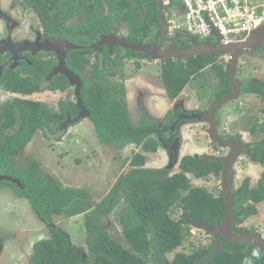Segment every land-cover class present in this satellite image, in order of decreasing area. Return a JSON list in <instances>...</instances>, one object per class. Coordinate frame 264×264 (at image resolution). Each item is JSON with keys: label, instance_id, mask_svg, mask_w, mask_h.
<instances>
[{"label": "flooded vegetation", "instance_id": "1", "mask_svg": "<svg viewBox=\"0 0 264 264\" xmlns=\"http://www.w3.org/2000/svg\"><path fill=\"white\" fill-rule=\"evenodd\" d=\"M152 1L0 0V171L19 179L21 183L0 182V190L11 189L15 194L25 196L33 213L43 222L44 229L47 228V234L40 240L35 242L29 240L31 243L21 244V249L18 250L10 249L9 245H5L8 240H11L10 238L5 240L0 237V264H41L39 259L42 244L50 245L55 251L57 259L54 264H204L226 247L227 238L223 234L219 237L215 232L208 231V228L194 226L185 219L186 209L191 219L197 220V218L191 217L190 210L183 203L182 198L170 200L167 194L155 205L156 210H164L163 231L168 228V219H172L177 226L188 233L187 238L172 250L167 249L168 238L156 237L150 232L139 238V242L138 238L132 240L126 236L122 215L127 210L128 204L123 197L113 206L112 213L102 217L99 215L100 218L97 217L96 222L87 220L94 208L72 216L57 213L47 216L44 214L48 217L46 219L31 198L22 193L27 190V187L22 183L20 176L6 170L9 164L7 161L4 162L3 148L8 149L12 146L14 150L11 152V157L15 161L13 164L17 162L19 167L25 168L27 162L20 161L16 155L20 151L24 154L29 142L39 132L43 133L46 139L51 136L62 142L71 127L82 122V119L92 116L84 97L86 95L89 97V92L95 90L97 85L101 89V86L114 87L117 83L123 85L129 115L136 105L144 112L137 126L128 124V127L148 125V137L157 142V150L146 151L140 146L143 150L140 154L145 156L144 153L156 154L159 151L163 154V160L153 164H150V161L147 162V156H145L144 165L136 167L159 171L161 176L167 177L183 174L194 187H197L198 181L218 179L217 193H210L217 199L223 197L225 204L223 172L228 165L229 170L225 181L234 194L232 203L234 221L231 223V229L237 233L244 231L255 233L264 238V225L254 223L255 220H253L259 212L257 205L264 200L255 202L248 194V191L258 185L262 174L256 184L252 183L253 179L250 177L240 180L242 171L240 166L243 160L260 163L256 150L258 144L264 142V95L255 89L263 88L264 85V75H261L259 70V66H264V42L256 50L251 48L246 50L245 54L250 53L251 56L243 58L241 56L239 59L235 79L242 85L237 98L213 110L221 98L232 92L230 74L233 70L230 64L232 59L227 60L224 55L215 53V60L203 69L200 76L195 74L191 79L192 82L198 79L200 94L204 95V98L214 97V101L206 109L198 110L197 102H193L189 98V91H185L186 86L171 98L163 80L164 69L169 67V59L176 62L186 58L154 59L143 51L123 46L119 42L121 38H125L137 44L158 45L165 27L164 48L191 47L188 37L179 36L180 33L186 32L172 27L174 20L182 18L184 9L182 2L155 0L157 9L155 16L159 21L155 24ZM160 1L163 7L162 12L159 11ZM205 41L213 43L216 39L212 36V39L200 40V42ZM147 59L158 63L161 60L163 64L161 80H163L164 88L161 97L166 99V105L162 113L154 111V97L144 95L143 87L136 86V91L132 95L127 92V87L132 83L135 84V79L130 81L129 77L125 76L133 72L132 77H135L143 72L141 62ZM116 68L118 71H114ZM68 73L75 79H72ZM105 75L107 81L112 80V82L105 83ZM116 75L119 76L116 78ZM76 77L81 84L77 83ZM127 81L131 84L128 85ZM191 81L189 84L192 83ZM154 85L156 86L153 83V87ZM80 101L86 105L91 114L73 121L72 119L78 117L81 111ZM34 102L47 105L55 116L53 121H50V125H43L36 129L31 139L25 142V132L21 128L20 117L22 112L27 113ZM254 104L259 106L257 113L253 110ZM9 106L13 108V115L16 117L12 124H9L12 120ZM207 117L209 121L206 120ZM212 130L216 131L215 137L218 140L213 138ZM224 144L228 145L224 146ZM234 155H236L235 159L232 162L229 161ZM34 159L28 158V163L33 160L43 170L39 160ZM185 161L192 163V170L183 168ZM197 161L205 165L206 170L209 169V163L213 162L212 170L205 176L198 175ZM126 173L122 172L113 187L104 193L101 199L96 200L91 199L90 193L85 188L63 185L61 179L51 175L50 177L57 178L63 189L75 190L80 192L79 195L87 194L96 206L103 200L109 199L111 194L115 195L114 187L119 178ZM187 192L189 191L180 190V197L186 196ZM120 203L123 204V209L118 211L117 207ZM240 203L244 205V213L237 215ZM251 204L257 209L255 213L251 211ZM176 210L182 211L177 219L171 215ZM114 213L120 214L121 227L117 225V222L110 220ZM159 216L157 215V218ZM69 218H83L85 225L83 230L79 228L80 235L72 237L69 227L64 225V221ZM224 218L225 213L221 222L217 224H211L207 220L197 221H205L211 228L217 229L222 225ZM102 224L104 228L99 233ZM97 226H99L98 229ZM192 227L203 232L202 237L204 241H208V244H203L202 238L198 242H190L191 250L188 252L181 247L189 239ZM219 238L221 239L219 251L209 260L203 261L218 244ZM160 240L164 241L163 245ZM136 242L139 244L137 247L134 246ZM204 249L208 250L201 256L200 251Z\"/></svg>", "mask_w": 264, "mask_h": 264}, {"label": "trees", "instance_id": "2", "mask_svg": "<svg viewBox=\"0 0 264 264\" xmlns=\"http://www.w3.org/2000/svg\"><path fill=\"white\" fill-rule=\"evenodd\" d=\"M152 6L153 22L157 24L159 21L155 16L157 11L155 0L152 1ZM215 58V54L207 53L192 56L183 61L173 62V59H169V67L164 69L163 78L168 95L171 98L175 97L191 81L195 74L200 76L203 69L211 64ZM255 89L264 95V85L263 88L256 87ZM84 99L92 112V119L96 125L97 134L104 144L112 145L114 141L118 140L121 142L120 147L126 144H134L142 146L146 151L157 150L156 140L148 137V125L134 128L128 127V104L122 84L117 83L114 87L105 86V88L101 86V89L97 85L95 90L89 92V97L86 95ZM9 114L12 118L9 124H12L16 117L13 115L11 106H9ZM54 116L55 113L41 102H34L33 106L27 110V113L22 112L20 124L25 132V142L31 139L36 129L41 128L43 125H50V121H53ZM257 147L258 161L264 164V142H260ZM3 150L4 162L7 161L11 165L15 161L11 157V153L6 154V151L12 152L14 148L9 146L8 149L3 148ZM130 163L132 169L122 175L117 181L116 187H114L115 195L111 194L109 199L103 200L96 206L87 194L79 195L80 192L78 193L75 190L63 189L57 178H51L50 175L45 174L38 163L33 160L29 161V163L27 162L25 168L19 167L16 162L14 167H17L18 170L15 169L14 172L15 175L20 176L22 183L27 187L28 191L25 190L22 193L31 198L42 216L52 213L72 216L94 208L88 215L87 220L96 222L99 215L102 217L112 213L113 206L123 197L128 204L127 210L122 215L126 236L132 240L138 238V242L140 241L139 238L147 235V232L154 234L156 237H166L169 241L168 250L180 245L187 238L188 233L177 226L172 219H168V228L163 231L162 216L164 210H156L155 205L165 194L168 195L170 200L182 198L183 203L190 210L191 217L197 218V220H207L211 224L221 222L224 215L223 197L214 198L207 188L192 186L190 180L183 174L167 177L161 176L159 171L137 168L136 166H142L145 163L143 154H134ZM212 163H209V169L206 170L205 165L197 161V174L205 176L212 170ZM192 167V163L187 161L183 164L184 169L192 170ZM6 183L11 184L10 182ZM182 189L189 191L184 197H180V190ZM115 190L117 191L115 192ZM248 194L255 202L264 200V173L258 185L248 191ZM250 208L254 213L257 211L255 205L251 204ZM237 210V215L244 213L243 203H240ZM157 215H160L159 218H157ZM46 216L45 218L48 219ZM98 228L99 226H97ZM100 228L99 233L104 228L103 224ZM57 236L60 237V235ZM138 242L134 243L135 247L139 246ZM160 243L163 245L164 241L160 240ZM114 244L113 241L112 245L114 246ZM225 244V248L221 249L210 261L204 264H242L244 262L248 264H264V250L255 248L252 245L238 244L228 240ZM40 249H42L39 259L40 263L54 264L57 258L51 246L42 244ZM207 250H201V256Z\"/></svg>", "mask_w": 264, "mask_h": 264}, {"label": "rangeland", "instance_id": "3", "mask_svg": "<svg viewBox=\"0 0 264 264\" xmlns=\"http://www.w3.org/2000/svg\"><path fill=\"white\" fill-rule=\"evenodd\" d=\"M199 39H212V37L201 36ZM227 55L228 53L224 56L226 57ZM249 55L251 56L250 53H243L242 58ZM161 63V60L159 63L151 59L144 60L141 62L143 72L138 73L135 77H132L133 72L125 76L129 77L130 81L135 79V84L127 81L128 85L131 84L127 87L129 95L136 91V86L143 87L145 89L144 95L154 97L153 103L156 113H162L166 105V99L161 97V92L164 88L163 80H161V72L163 70V64ZM116 67L118 68V66ZM117 68L114 71H118ZM259 70H261V75H264V66H259ZM118 76L116 75L115 77L117 78ZM104 80L107 84L109 83L108 81L112 82V80L107 81L106 75ZM153 83L156 86L154 85L153 87ZM185 91H189V98L193 102H197L196 107H199L198 110L206 109L214 101V97L211 99L204 98V95L200 94L198 79L193 80L191 84L187 83ZM198 99L201 100L199 101ZM131 101L133 102L134 100ZM146 104L148 106L147 101ZM258 107L257 104L253 105V110L256 113L258 112ZM142 116H144L142 108L140 109L136 105L132 109L131 115H129V126L130 124L137 126ZM90 117L82 119V122L71 127L62 142L53 139L51 136L46 139L44 134L39 132L27 145L26 153L24 152L23 154L20 151L16 155L17 158L22 162H28V158L33 157L35 158L34 160H39L45 174L61 179L63 185L85 188L90 193L91 199H101V196L113 187L119 175L131 169L130 157L133 156V153H143V150L140 146L136 147L131 144L120 147L121 142L118 140L114 141L112 145L106 146L100 140L95 129L96 125ZM197 145H201V143H197ZM9 153L11 152H6V154ZM144 154L150 164L163 160V154L160 151L156 154ZM240 167L242 168L240 180L250 177L253 179V184H256V181L264 172V164L258 162L250 163L248 160H243ZM15 169L18 170L13 163L6 167V170L11 174L15 173ZM218 184V179L197 182V186H204L210 192L215 193L219 189L217 187ZM30 207V203L25 196H19L11 189L0 190V237L5 240L11 239L5 243L6 246L9 245L10 249H21V244L30 242L29 240L32 242L38 241L43 235L47 234V228L44 229L43 222L37 218ZM122 207L123 204L120 203L117 210L121 211ZM257 207L259 212L254 216L256 217L253 219L255 220L254 223L264 225V201L259 203ZM180 212L182 211L176 210L171 215L177 219ZM119 216L120 214L114 213L110 220L117 222V225L121 227ZM55 217L59 218L58 216ZM64 225L69 227L72 237H76L80 235L78 234L79 228L83 230L85 224L83 218H69L64 221ZM202 236V231L192 227L191 235L181 249L190 252L189 243L198 242L201 238L203 244H208V241H204Z\"/></svg>", "mask_w": 264, "mask_h": 264}, {"label": "water", "instance_id": "4", "mask_svg": "<svg viewBox=\"0 0 264 264\" xmlns=\"http://www.w3.org/2000/svg\"><path fill=\"white\" fill-rule=\"evenodd\" d=\"M162 3L160 1V6H159V11L162 12ZM165 27L163 29V34L160 38V43L158 45H142V44H137L134 42H131L128 39L121 38L119 42L123 46H128L132 49L135 50H140L148 55H151L154 59H163V58H178V59H183V58H189L192 56H197L199 54H205V53H210V54H219V55H225V54H231L233 56L230 64L233 67V70L231 71L230 74V81L232 84V92L223 98H221L216 104L213 110L219 108L222 104L228 102L231 99L237 98L240 92V88L242 83L239 81L237 82L235 79V70L236 67L238 66L239 59L243 55V53H246V50L251 48L253 50H256L257 47L262 46L264 42V25L259 27V29L254 30L250 36H248L245 40L232 43V44H224L222 42V36L218 32L213 33V37L216 39V42H200V37L198 36H189L191 34L188 33H180L179 36L181 37H188L191 47L190 48H176V47H163V42H164V34H165ZM63 71V69H62ZM66 72V71H65ZM69 76L72 79H75L73 75L68 73ZM77 83L81 84V81L76 77ZM81 100V98H80ZM80 107L81 111L79 112L78 117L72 119L73 121L79 120L81 117H84L86 115L91 114L89 112L90 110L80 101ZM206 120L209 121V117L206 118ZM212 135L214 136L213 138L215 140H218L217 133L216 131L212 130ZM228 144H224V146H227ZM236 155H234L229 161H233L235 159ZM229 170V166L226 165L224 172H223V189H224V197H225V204H224V213H225V218L222 222V225L215 229L211 228L210 225L205 222V221H197L193 220L189 217L187 209H186V215L185 219L192 223L194 226L198 228H208V231L210 232H215L219 237L221 234H223L227 240L238 243V244H252L257 248H260L264 250V238L255 234V233H248L246 231L244 232H233L231 229V223L234 221L233 219V198L234 194L231 192V187L230 185L226 184L225 181V176H227V171ZM3 181H12L14 183H20V180L9 175V174H3L0 171V182ZM221 239L219 238L218 244L215 246V248L210 252V254L203 260H209L213 255H215L219 249L221 248Z\"/></svg>", "mask_w": 264, "mask_h": 264}, {"label": "built area", "instance_id": "5", "mask_svg": "<svg viewBox=\"0 0 264 264\" xmlns=\"http://www.w3.org/2000/svg\"><path fill=\"white\" fill-rule=\"evenodd\" d=\"M183 4L181 20L172 27L188 34L212 37L216 31L224 44L245 40L264 25V0H180ZM228 54L225 58L232 59Z\"/></svg>", "mask_w": 264, "mask_h": 264}]
</instances>
